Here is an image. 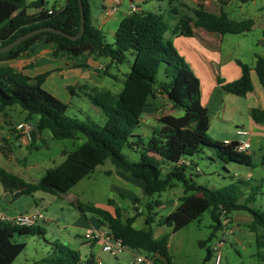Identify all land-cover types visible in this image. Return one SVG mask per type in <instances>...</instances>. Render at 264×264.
Returning <instances> with one entry per match:
<instances>
[{"label": "trees", "instance_id": "1", "mask_svg": "<svg viewBox=\"0 0 264 264\" xmlns=\"http://www.w3.org/2000/svg\"><path fill=\"white\" fill-rule=\"evenodd\" d=\"M185 1L170 0L172 12L179 17L171 32L172 37L192 36L194 28L225 35L249 32L253 27L252 19L233 20L222 6L218 13H214L201 4L189 8ZM83 3L86 15L83 37L72 40L53 32H42L0 54V63L21 58L39 42L51 45L54 56L77 58L88 54L96 58H109L107 69L113 64H123L126 54L131 52L134 61L123 82V89L116 94L110 90L80 87L105 114L106 122L100 127L68 117V105L44 90L40 83H31L29 76L9 65L0 66V107L19 105L27 112L26 121H33L34 125L32 142L45 130L50 131L55 140L74 142V150L64 151L63 162L48 169L37 182H26L2 168L0 178L20 185L23 194L45 192L64 195L110 160L128 177L142 180L149 197H161L179 184L182 186L183 195L179 198L178 206L158 222L159 226L172 228L173 233L182 230L205 212H210L216 231L223 228L222 217L228 219L235 212H249L252 222L248 227L257 239L256 255L264 264V211L252 207L258 195V187L249 190L253 180L240 178L222 189H213L198 185L188 173L196 166L192 157L205 148H212L215 152L212 157L225 164L235 163L253 168L254 163L249 154L238 152L233 142L228 144L209 139V112L201 102L199 79L168 37L171 29L164 15L150 11L130 13L119 24L114 43L108 44L103 32L92 22L87 0H83ZM45 5V0H37L31 7L39 9V12L29 14L26 0H0V47L42 27H53L72 35L79 33L81 15L78 0H66V5L59 10H48ZM178 6L188 7L191 13L180 11ZM236 62L241 68V76L228 83L219 79L228 93L246 97L252 92L253 70L264 89V57L255 56L254 68L239 60ZM163 66L166 80L157 85V76ZM105 74L116 79L113 75ZM37 79L40 82L42 77ZM158 96L171 103L172 108L181 115L163 114L157 120L158 128L144 145L140 161L131 162L122 151L126 146L130 149L141 146L142 138L134 134L135 128L140 126L145 110L155 105ZM250 114L256 123L264 124V110L253 109ZM133 137H138V140L131 141ZM0 151L5 154L4 147L0 146ZM262 152L261 164L264 166V150ZM164 165H168L165 173ZM245 188L249 193L241 202ZM112 203L109 201L108 205L113 210L108 206L98 207L80 201L75 203V207L83 214L96 215L109 234L121 239L133 252L152 257L156 264H172L168 238L156 239L151 228L157 216L154 210L162 205L160 199L147 203V228L144 229L135 227L141 214L124 219L120 209L112 206ZM43 232L39 225L26 227L0 221V264H13L25 250L26 244L17 241L16 236H35ZM52 249L54 255L44 258V264H81L79 252L60 244H54ZM93 258L91 254L88 264H94Z\"/></svg>", "mask_w": 264, "mask_h": 264}, {"label": "rangeland", "instance_id": "2", "mask_svg": "<svg viewBox=\"0 0 264 264\" xmlns=\"http://www.w3.org/2000/svg\"><path fill=\"white\" fill-rule=\"evenodd\" d=\"M36 1L26 0L29 14L39 12V9L31 7L32 3ZM187 1L190 8L191 0ZM45 2V8L48 10H59L66 5V0H45ZM125 4L128 5V1ZM142 6L144 11L164 15L170 25L171 30L168 32V37L170 38L172 36L171 32L179 19L178 15L172 12L173 5L170 0H154L151 5ZM221 6L231 19L236 21L252 19L254 23L249 32L223 35V58H226V61L236 62L240 60L249 67L254 68L255 56L264 57V0H233L226 2L224 5L219 4V6H216L218 11ZM100 8L101 6H99ZM178 8L180 11L191 13L188 7L178 6ZM113 21L103 31L104 40L108 44L114 43V35L120 24L115 16ZM126 56L127 58L123 64H113L109 69L106 66L110 63V59L106 57L99 59L100 62L104 63V68L99 69L104 76L101 88L113 91L116 94L123 89V82L126 75L130 72L134 61L133 53L128 52ZM0 66H2L1 63ZM105 72L108 75L115 76L116 79L105 76ZM72 79V76L68 74L64 78L54 75L46 80L41 87L68 105V117L77 119L80 122H90L100 127L104 126L106 116L101 108L89 99L86 92L80 89V86L76 87L75 85L69 86V84H66L67 80ZM165 80L163 66L157 76L156 84L159 85ZM162 102L165 104L166 100L162 99ZM162 107L164 108L165 106ZM8 109H12L8 111H11L9 116L14 122L17 123L23 119L20 113L14 112L15 109H21L19 105ZM161 114L162 111L159 112L157 109L148 116L144 123L135 128L134 134L141 136L142 144L138 148L135 147V149H130L128 146L123 149L122 152L129 161H140L144 147L154 130L159 126L157 118ZM177 115H181V112H177ZM217 126V123L213 124L210 133H208L209 139L212 142L220 140V142H223V134L227 132L218 129ZM237 129L239 128H231L230 133L233 134V141H240L243 138L237 135ZM31 140L28 141L31 142ZM42 140H36V146H39V149L31 148V150L24 146L22 152L25 157H21V153L17 150L13 151L12 154L7 155L6 153V156H3L2 151H0V162L3 168L26 182L34 183L40 180L48 169L54 168L63 162L65 159L64 151L70 152L74 150V142L72 140H55L48 130L43 132ZM130 140L137 141L138 137H133ZM4 149L6 150V148ZM213 153L215 152L212 148H205L201 153L192 157L196 166L188 173L193 176L194 181L198 185L222 189L231 183H236L237 180L244 176H241V174H245L248 169H252L254 179L250 182L249 190H251V187H258L256 189L258 195L252 207L264 211V166L261 164L263 152L259 155H251L254 163L253 168L235 163L225 164L216 157H212ZM23 158H25V163L20 162V159ZM167 170L168 165H164V173ZM120 174L124 176L122 177ZM132 180L141 183L143 186L136 184ZM143 187L144 182L142 180L128 177L119 171L110 160L105 161L89 177L83 179L64 195H53L45 192H37L33 195L23 194L21 186L11 183L5 178H0V214L13 218L20 214L41 211L48 218V222L42 221L38 224L44 229L42 234L16 236V240L24 242L26 247L13 264H44L42 262L44 258H50L54 255V249H52L54 244H60L79 252L82 264H87V259L91 253L97 255L102 252L100 245L90 247L87 243L88 240L85 238V229L91 227L90 219L97 218V216L91 213H81L75 207V203L80 201L83 204L98 207L108 206L110 210H113L108 205L109 201H111L113 202L112 206L120 209L124 219L136 213L141 214L140 222L136 226L144 229L147 228L144 222L148 214L147 203L157 199L164 203L168 198L172 197V191L164 192L161 197L158 195L149 197L144 194ZM178 187V189L182 190L180 184ZM243 193L241 202L245 200L246 195L249 193L247 188L243 189ZM128 194L130 196L131 194H136L137 198L131 200ZM182 195L183 193L179 194L178 192L177 198ZM31 204L34 207L28 209ZM172 210H174L173 207L156 208L154 214L157 216L155 222L151 225L157 236L161 234L160 231H167L172 264H215L218 254L215 246L220 241L221 234L215 230V223L210 212H205L182 230L173 233L172 228L159 226L158 224ZM228 219L229 222L226 226L232 229L233 233L226 238L224 245L220 249L222 257L220 264H263L256 255L258 252L256 234L248 227L252 222L251 214L246 211H239L233 213ZM104 256L111 258V255L107 252H104Z\"/></svg>", "mask_w": 264, "mask_h": 264}, {"label": "crops", "instance_id": "3", "mask_svg": "<svg viewBox=\"0 0 264 264\" xmlns=\"http://www.w3.org/2000/svg\"><path fill=\"white\" fill-rule=\"evenodd\" d=\"M126 1H128V5L125 4ZM87 3L93 24L103 32L105 27H107L110 22H114V16L115 18H117L118 22L121 23V21L130 14V8L132 4L137 7L138 11H144L142 5H151L154 3V0H121L117 12L111 17H107L104 14V10L107 7L114 5V0H87ZM185 3L188 6L187 0L185 1ZM197 4H199L198 0H191V7ZM99 6H101L100 9ZM205 8L210 12H219L218 7L216 6H205ZM159 9L161 8L159 7ZM170 38L172 39L177 51L185 59L193 73L199 79L201 88V102L209 112V133L211 128L213 127V124L217 123L218 129L227 132L223 134V142L231 143L248 140L251 145L248 154L250 156L253 154H261L264 150V124L256 123L252 119L250 114L253 109L264 110V89L259 81L256 72L254 70L251 72L253 91L247 94L246 97L235 96L231 93H228L219 83L220 78L228 83L237 80L241 76V68L237 64V62L226 61L227 59L223 58V35L217 33H209L205 32L204 30L194 28V33L192 36L178 35L173 37L171 36ZM99 59L100 58H96L88 54H84L77 58H69L63 55L54 56L53 47L51 45H45L43 42H39L35 44L33 50L31 49V51L23 55L21 58L8 62H2L1 65H9L13 68H16L17 70L22 71L25 75L29 76L32 79L31 83H40V86L54 75H57L60 78H64L68 74L73 78L72 80L66 81V84H69V86H87L89 88H98L102 90L103 88H101L100 86L103 85L104 76L99 69L104 68V63L100 62ZM38 77H42V80L40 82L37 79ZM162 99L163 97L158 96L157 100L155 101V105L152 108H147L145 110L141 119V123H144L148 119V116H150V114L157 109L159 110V112L162 111V114L157 118V120L163 114L177 115L178 111L172 108V104L169 103L166 99H164L166 100V103L164 104L162 102ZM14 106H8L4 108L0 107V146L6 148L5 154L7 153V155L12 154L13 151L17 150L21 153V157H25L22 152L24 150V146L28 149H39V146H36V140L43 141V132L36 137V140L34 142H32V140L31 142H29L16 128L17 124L26 121L27 112L24 111L21 107V109H15L14 112L20 113V116L23 117L21 121L16 123L9 116V113L11 111H8L12 110L8 108H12ZM162 106L165 107L163 108ZM233 127L246 129L249 132V136H241L243 138L240 141H233V134L230 133L231 128ZM1 153L3 156H6L3 152ZM21 161L25 163V158L20 159V162ZM0 168L4 169L1 162ZM252 172V169H248L245 174H241V176L244 175L241 179L253 180L254 176ZM120 176L123 177L124 175L120 174ZM132 181H134L136 184L141 185V183L135 180ZM178 188L179 187L176 186L175 188L170 189L172 191V197L168 198L164 203H162L160 208L173 207L175 210V208L178 206L179 198L181 197L179 196V198H177V194L178 192L179 194L183 193V188L182 190ZM143 189L144 194L147 196L145 186L143 187ZM130 198L131 200H135L137 198L136 194H131ZM33 207L34 205L31 204L30 209H32ZM171 212H169V214ZM140 219L141 216H139L136 220V228H138L136 224L140 222ZM227 220L229 222V219ZM89 223L91 227L85 229V233L90 230L98 229L107 231V233H109L108 230L98 221V218L90 219ZM160 232L161 234L157 236V234L153 230V234L156 239L160 240L163 238H169L167 231ZM219 232L221 234V231ZM87 243L90 247H95L96 245H100L102 247V252H100L99 254L96 255L94 253H91L94 256V264H130L133 255L136 254L132 250H128L118 256L111 255V258L108 256L105 257V251L103 250L102 243L90 241H87ZM89 258L87 259V264Z\"/></svg>", "mask_w": 264, "mask_h": 264}, {"label": "built area", "instance_id": "4", "mask_svg": "<svg viewBox=\"0 0 264 264\" xmlns=\"http://www.w3.org/2000/svg\"><path fill=\"white\" fill-rule=\"evenodd\" d=\"M199 4L205 6H219V4H224L226 2H231L233 0H198ZM121 0H114V5L107 7L104 10V14L107 17H111L114 15L120 4ZM137 7L132 4L130 8V13L137 12ZM17 130L27 139H32V132L34 130V125L32 122L23 121L16 125ZM237 135L239 136H249V132L244 128H239L236 131ZM228 143L229 142H225ZM236 149L238 152L247 153L251 147L250 142L248 140H243L237 142ZM223 228L221 229V239L218 244L215 246V250L218 252L217 257L215 259V264L221 263V247L224 245L226 238L232 235L233 230L227 228L228 220L222 217ZM0 221L13 223L19 226H35L38 225L40 222L44 221L47 222L48 218L44 215L41 211H34L30 213L20 214L16 217H8L5 214H0ZM85 238L90 242H100L103 245V250L109 253L112 256H118L121 253L130 250L121 239L113 237L111 234L107 233V231L98 229V230H90L86 233ZM130 264H156L155 260L152 257H149L144 254H134Z\"/></svg>", "mask_w": 264, "mask_h": 264}, {"label": "water", "instance_id": "5", "mask_svg": "<svg viewBox=\"0 0 264 264\" xmlns=\"http://www.w3.org/2000/svg\"><path fill=\"white\" fill-rule=\"evenodd\" d=\"M78 2H79V10H80V15H81V29H80L78 34L72 35V34L64 32L63 30H59V29H56V28H53V27L38 28V29L30 31V32H28V33H26L24 35H21L17 39H15L13 42H11V43H9V44H7L5 46L0 47V54L6 53V52L14 49L16 46L20 45L25 40L35 36L36 34H40L42 32H46V31L62 35L64 37L72 39V40L80 39L81 37H83L84 32H85L86 15H85V8H84L83 0H78ZM237 144H238L237 142H233L232 143V145L235 146V147L237 146ZM30 207H31V205L29 206L28 209H30Z\"/></svg>", "mask_w": 264, "mask_h": 264}]
</instances>
